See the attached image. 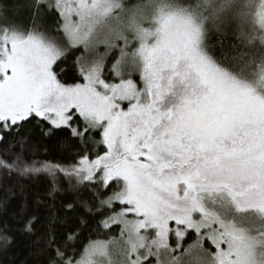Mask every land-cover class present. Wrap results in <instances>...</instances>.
Returning <instances> with one entry per match:
<instances>
[{
    "label": "snow or ice",
    "instance_id": "obj_1",
    "mask_svg": "<svg viewBox=\"0 0 264 264\" xmlns=\"http://www.w3.org/2000/svg\"><path fill=\"white\" fill-rule=\"evenodd\" d=\"M17 236L27 264H264V0L0 3Z\"/></svg>",
    "mask_w": 264,
    "mask_h": 264
},
{
    "label": "trees",
    "instance_id": "obj_2",
    "mask_svg": "<svg viewBox=\"0 0 264 264\" xmlns=\"http://www.w3.org/2000/svg\"><path fill=\"white\" fill-rule=\"evenodd\" d=\"M20 0H0L8 10V14L12 15L15 6ZM71 69H69V72ZM89 239L105 240L107 237L103 232L93 233L89 236ZM87 243V240L85 241ZM28 244L22 237H15V243L10 247L6 256H0V264H27L28 256Z\"/></svg>",
    "mask_w": 264,
    "mask_h": 264
}]
</instances>
